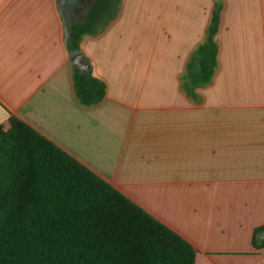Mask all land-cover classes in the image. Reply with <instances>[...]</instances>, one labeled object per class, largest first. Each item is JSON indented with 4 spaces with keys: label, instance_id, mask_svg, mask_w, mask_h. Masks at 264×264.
<instances>
[{
    "label": "crops",
    "instance_id": "crops-1",
    "mask_svg": "<svg viewBox=\"0 0 264 264\" xmlns=\"http://www.w3.org/2000/svg\"><path fill=\"white\" fill-rule=\"evenodd\" d=\"M217 4V69L192 97L183 77ZM88 15L106 21L81 42L106 85L91 106L65 44ZM11 116L187 240L195 264H264V0H0L5 130Z\"/></svg>",
    "mask_w": 264,
    "mask_h": 264
},
{
    "label": "trees",
    "instance_id": "trees-1",
    "mask_svg": "<svg viewBox=\"0 0 264 264\" xmlns=\"http://www.w3.org/2000/svg\"><path fill=\"white\" fill-rule=\"evenodd\" d=\"M219 22L217 4L183 77L192 97L217 69ZM105 26L97 15L66 22L70 55ZM73 79L81 104L106 96L90 71L74 68ZM10 124L0 126V264H195L197 251L182 236L19 118ZM263 232L255 231V247Z\"/></svg>",
    "mask_w": 264,
    "mask_h": 264
},
{
    "label": "water",
    "instance_id": "water-1",
    "mask_svg": "<svg viewBox=\"0 0 264 264\" xmlns=\"http://www.w3.org/2000/svg\"><path fill=\"white\" fill-rule=\"evenodd\" d=\"M82 58H83L82 54H78V55L74 56L73 65L75 68H78L84 72V71L88 70V67L82 63ZM263 238H264V235H263Z\"/></svg>",
    "mask_w": 264,
    "mask_h": 264
}]
</instances>
